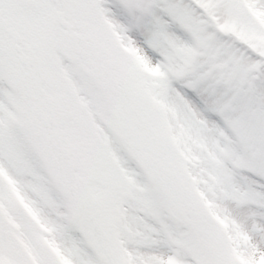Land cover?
<instances>
[{
	"label": "snow or ice",
	"instance_id": "1",
	"mask_svg": "<svg viewBox=\"0 0 264 264\" xmlns=\"http://www.w3.org/2000/svg\"><path fill=\"white\" fill-rule=\"evenodd\" d=\"M0 264H264V0H0Z\"/></svg>",
	"mask_w": 264,
	"mask_h": 264
}]
</instances>
